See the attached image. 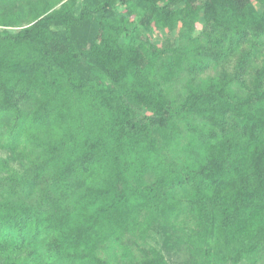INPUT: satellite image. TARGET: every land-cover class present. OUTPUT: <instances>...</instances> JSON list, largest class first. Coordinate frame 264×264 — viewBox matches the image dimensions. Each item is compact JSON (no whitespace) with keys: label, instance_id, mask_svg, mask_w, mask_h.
<instances>
[{"label":"trees","instance_id":"16d2710c","mask_svg":"<svg viewBox=\"0 0 264 264\" xmlns=\"http://www.w3.org/2000/svg\"><path fill=\"white\" fill-rule=\"evenodd\" d=\"M201 18L214 48L236 25L264 44V0H0V148L27 169L0 179V264H264V66L245 97L231 78L178 103L161 87ZM196 121L178 164L161 138ZM151 227L162 244L138 257Z\"/></svg>","mask_w":264,"mask_h":264},{"label":"rangeland","instance_id":"374dc122","mask_svg":"<svg viewBox=\"0 0 264 264\" xmlns=\"http://www.w3.org/2000/svg\"><path fill=\"white\" fill-rule=\"evenodd\" d=\"M257 10L261 13L262 7L255 4ZM215 33L211 26L201 18L197 24V29L193 36L185 37L181 41L178 40L177 45L184 51V57H178L173 63V74L168 82H162L161 87L165 90L166 96L176 103L180 102L186 96L189 85L206 84L217 82L222 79L231 78V87L233 93L238 97H245L254 87V82L260 77V71L264 66V44L257 43L258 38L254 36L252 28H247L246 31L241 29L239 25L232 27L224 35L223 44L215 47L219 52H225L227 57L220 60L213 54L211 36ZM243 35H242V34ZM246 33V34H245ZM167 31L154 30L151 32V37L155 43L162 44ZM211 35V36H210ZM263 38V39H262ZM264 40V37L260 36ZM200 47V49H199ZM214 48V49H215ZM243 60V67L240 68L238 63ZM160 64H167L172 67L170 59H164ZM162 69V67H161ZM197 130H190L185 123H181L180 134L166 136L162 139L164 152L171 158L175 159L178 164H182L198 150L201 151L202 139L205 137L206 125L201 121L195 122ZM0 159L8 160V170L1 174V178L8 173H19L26 175V166L20 161L11 157V153L0 148ZM150 176L149 179H152ZM3 196L10 195L12 199H22L28 203L38 206L42 200V193L38 190L35 193L28 195L27 189L19 188L10 190V188L2 187ZM145 236L136 233V236L130 240V245H138L135 247V252L143 249L149 250L150 247H159L163 241V234L156 232L154 227H151ZM135 238L137 243H135ZM136 253L138 257L139 253ZM176 253V252H175ZM180 264L184 262L186 254H178L176 258ZM18 264H32L25 257L18 260Z\"/></svg>","mask_w":264,"mask_h":264}]
</instances>
